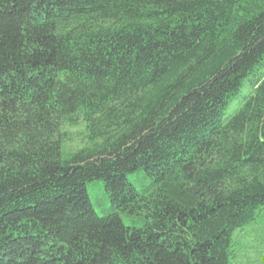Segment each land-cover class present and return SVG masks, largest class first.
<instances>
[{
  "label": "trees",
  "instance_id": "1",
  "mask_svg": "<svg viewBox=\"0 0 264 264\" xmlns=\"http://www.w3.org/2000/svg\"><path fill=\"white\" fill-rule=\"evenodd\" d=\"M263 208L264 0H0V264H231Z\"/></svg>",
  "mask_w": 264,
  "mask_h": 264
},
{
  "label": "rangeland",
  "instance_id": "2",
  "mask_svg": "<svg viewBox=\"0 0 264 264\" xmlns=\"http://www.w3.org/2000/svg\"><path fill=\"white\" fill-rule=\"evenodd\" d=\"M230 112V108H229ZM76 135L73 136L74 145L84 144L85 137H83L84 132L83 126H78L74 128ZM129 179L135 184V187L140 188L138 177L135 175H130ZM99 181L92 182L88 184L89 194L92 201L95 203L97 213L104 215L107 213L105 209L106 204L103 202H97L95 199L103 197L104 188ZM126 224H130V220L125 218ZM234 246V257L231 260V264H264V208L259 213L255 223L245 228L243 231H238L234 233L233 236Z\"/></svg>",
  "mask_w": 264,
  "mask_h": 264
}]
</instances>
